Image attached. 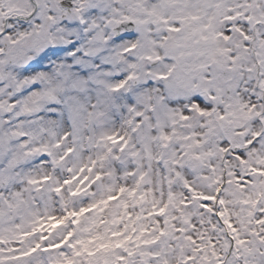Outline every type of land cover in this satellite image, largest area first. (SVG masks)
Returning a JSON list of instances; mask_svg holds the SVG:
<instances>
[{
    "label": "snow or ice",
    "instance_id": "snow-or-ice-1",
    "mask_svg": "<svg viewBox=\"0 0 264 264\" xmlns=\"http://www.w3.org/2000/svg\"><path fill=\"white\" fill-rule=\"evenodd\" d=\"M0 264H264V0H0Z\"/></svg>",
    "mask_w": 264,
    "mask_h": 264
}]
</instances>
